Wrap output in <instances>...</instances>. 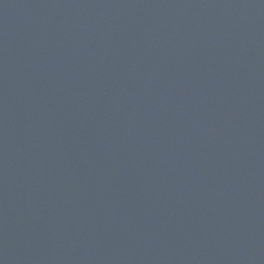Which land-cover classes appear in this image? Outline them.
<instances>
[{
	"label": "water",
	"instance_id": "water-1",
	"mask_svg": "<svg viewBox=\"0 0 264 264\" xmlns=\"http://www.w3.org/2000/svg\"><path fill=\"white\" fill-rule=\"evenodd\" d=\"M0 264H264V0H0Z\"/></svg>",
	"mask_w": 264,
	"mask_h": 264
}]
</instances>
